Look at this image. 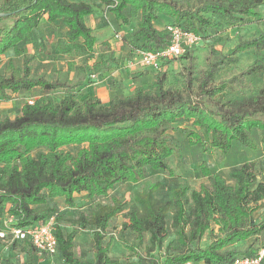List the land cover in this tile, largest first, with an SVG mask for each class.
<instances>
[{
    "label": "trees",
    "instance_id": "obj_1",
    "mask_svg": "<svg viewBox=\"0 0 264 264\" xmlns=\"http://www.w3.org/2000/svg\"><path fill=\"white\" fill-rule=\"evenodd\" d=\"M93 1L0 0V13L4 14L0 15V54L11 48L16 56L22 57L20 67L9 60L5 71L0 73V96L6 99L8 92L34 88L70 94L58 100L43 95L33 104L24 102L13 118L0 114V230L4 229V214L12 216L13 225L17 227L42 223L52 214L59 220L57 207L51 203L58 196H64L67 205L73 206V193L85 192L86 199L96 201L108 196L119 183L144 179L148 171L171 176L170 158L178 153L171 131L186 134L190 143L205 140L211 147L226 152L237 142L242 149L239 156H244L247 150H255L258 145L264 150V84L255 89L247 82V78L264 76V63L253 62L226 81L214 82L216 74L236 63L239 52L264 49V31L250 39L239 40L214 60L207 59L204 69L195 67L190 52L176 57L188 60L176 81L169 80L165 68L176 58L156 70H149L152 71L149 78L144 74L146 70L131 72L132 78L148 79L147 85H135L128 95L114 93L104 104L96 96H83L77 88L78 81L86 77L85 61L94 60V72L108 70L106 59L95 60L92 55L96 37L86 24V18L94 13ZM98 1L110 6L121 27L133 25L127 40L131 54L136 49H156L167 44L166 30L162 33L154 25L160 14L170 17L171 24L192 30L202 38L203 28L246 23L260 16L258 7L264 9V0H198L184 5L178 0ZM58 19L66 30L65 40L54 46L55 55L82 59L78 66L74 60L67 62V71L75 70L76 79L33 77L30 62L35 55L28 53L25 44L40 42L38 38L44 36L38 32L41 25L49 29L48 24ZM115 33L121 42L122 31ZM107 87L110 91L119 90L114 79L108 81ZM237 90L242 94V101L237 102L235 97L223 100L220 95ZM201 97L217 109L204 105ZM180 120L191 122L192 127L178 125ZM82 144L85 146H80L74 154L63 150L64 146ZM37 148L41 151L32 155ZM199 168L210 180L209 188L202 185L188 193L187 186H176L170 189L167 199H157L154 193L162 185L157 181L147 182L133 195L121 230L135 232L137 244H128L122 232L118 240L136 259L125 264H183L187 261L230 264L236 256L253 254L260 247L253 248L257 239L264 244V235H261L264 217L258 222L252 220L258 203L264 202V173L258 178L247 158L229 171L232 183H227L216 169L210 171L202 164ZM42 205L47 206L37 208ZM124 205V200L112 196L110 203L97 202L89 214L80 213L72 222L79 227H95L94 264H119L117 259L107 255L112 238L105 244L102 239L109 220L119 214ZM169 213L175 238L166 244L163 256L158 257L154 251L162 248L166 238ZM207 231L212 234L209 243L199 245ZM145 234H148V245L141 254L139 248ZM55 235L64 263L78 264L71 251L72 233L63 234L56 227ZM249 237L254 240L242 252L227 248ZM9 243L32 247L26 240Z\"/></svg>",
    "mask_w": 264,
    "mask_h": 264
},
{
    "label": "rangeland",
    "instance_id": "obj_2",
    "mask_svg": "<svg viewBox=\"0 0 264 264\" xmlns=\"http://www.w3.org/2000/svg\"><path fill=\"white\" fill-rule=\"evenodd\" d=\"M198 0H178L179 3L185 4L189 2L190 4L196 3ZM94 4V13L86 18L87 25L92 29V33L96 37V42L94 46V50L92 55L95 60L106 59L109 62L108 70L106 73L104 72H95L98 73L97 81H102L105 84L108 83L110 79H113L114 70H120L122 67L123 59L129 58L131 56V52H129L128 47V36L130 35V28L133 26L132 24L127 26H120L119 23L114 18L112 12L110 11V6L105 5L98 0L93 1ZM258 11L260 12V16L250 19V21L246 23H239L233 26H225L220 25L217 29L212 28H203L200 33L202 34V39L200 44L195 46L191 51L190 55L193 59V63L197 69H204L206 67V61L214 60L220 54L226 53L230 48H232L239 40L250 39L256 36L259 32L264 31V9L262 7H258ZM210 16L212 20L218 22V19L214 16ZM171 23L170 17L166 15L160 14V16L154 21V25H156L162 33H164L165 26ZM60 26L57 27L56 34L53 38V35L50 34L47 27L44 29L43 37L38 38L40 42H37L36 45H32V49L34 50L35 57L30 62V71L31 76L39 77L45 76L47 78L57 77L60 80H63L67 76H72V78L76 77V71L72 70V73L66 70L67 62L69 61L68 56L56 54L54 44L62 43L65 40V31L63 23H59ZM123 28V30H122ZM122 31L123 39L120 44L117 45L116 51L111 50L109 47L108 40L114 39V34L116 31ZM31 54V52H29ZM72 58V57H71ZM131 58V57H130ZM74 59V63L76 66L82 63V59L80 58H72ZM253 62H263L264 63V49L263 50H245L239 52L237 54V61L234 64L224 68L220 73L216 74L214 78V82L226 81L232 75L237 74L243 68L248 66ZM188 60L185 58H176L168 62L165 66L166 70L169 74L170 81H176L178 79V72L182 70L185 66H187ZM1 64V63H0ZM5 63H2L0 66V73L5 71ZM84 68L86 69V77L85 82L79 83L78 86L83 85L86 87L92 83H95L90 76L89 68L92 65H89L87 61L84 63ZM116 65V67L112 65ZM140 76L133 77L132 79L139 78ZM96 81V82H97ZM148 79H139L135 85L146 86ZM247 82H250L255 89L260 88L264 84V76H253L247 78ZM132 85L124 84L122 86L121 95H128L132 92ZM80 91H87V89L80 88ZM9 94V93H8ZM246 94H249L248 92ZM48 95L53 100H58L62 97H68V93L63 92L62 90H50L44 92L40 89H36L35 91L26 94L16 96L17 107H13L12 109H8L7 111H2L0 109V114L2 117L5 115H13L12 111L17 113L19 111V106L26 98L32 96H43ZM223 96V100H228L230 98H236L237 102L242 101V94L238 92L232 93H221ZM11 98L10 94L8 98H2L3 106ZM200 101L208 106L211 109H217V106L213 103L206 101L202 97ZM178 125L182 127H192L191 122L180 120L178 121ZM195 130H199L197 127H193ZM174 142L178 145V153L174 154L170 158V166L173 170V174L167 175L166 173H162L159 171H148L144 179L139 180L136 183H128L122 182L117 184L112 190L109 191L108 196L104 198L98 199L99 201H103L106 203L111 202V197L115 196L121 200L125 201L124 209H128L131 203H133V195L140 191L147 182H161V186L156 190L154 196L157 199H167L169 197L170 189L176 186H187L188 193L193 189H199L200 186L210 187V180L203 176L200 171V164L209 168L210 171L213 169H219L221 175L224 179H229V171L236 167L243 159H249L251 164L253 165L258 178L264 173V150L258 145L255 150H247L244 156H239V152L242 150L237 142H233L232 147L229 151H223L218 148H213L209 145V143L203 140L201 143H190L189 138L186 134L181 133L179 131H171L170 132ZM82 145H69L64 146V151H69L74 154L76 150ZM43 150V149H42ZM41 151V150H40ZM37 151L33 150V155H36ZM77 202L79 205L83 206V211L88 213L95 204L96 201H86L83 195H79L77 197ZM47 205H50L47 204ZM47 205H42L39 208L46 207ZM81 211L78 208H73L70 210L61 211V213H57L59 216V220L56 219L55 215V223L56 227H59L63 233L69 232L72 227V220H74ZM124 215V214H123ZM7 214H4L2 218H5ZM171 214L169 213L166 218L167 224V234L166 238L163 242L162 248L160 250L154 251L158 257H162L164 252L166 251V244L175 238V234L173 229L170 227L171 222ZM264 217V205L261 203L258 205V209L253 213L252 220L254 222H258ZM116 218V217H115ZM119 218V217H118ZM121 217L117 220H112L110 226L106 230L103 239V243L112 237L114 240V247L112 252L116 258L120 260L121 264H125L130 259L131 252L126 250L124 252L118 241L119 234L122 232L124 239L130 244H137L136 233L125 229L121 230ZM1 225V222H0ZM3 227L4 224L2 223ZM77 226V227H76ZM120 226V227H119ZM77 229H79L78 225H75ZM214 227V233H216ZM5 230V229H3ZM217 230V228H216ZM87 233H91V231H87ZM211 232L207 231L201 240L199 241V245H207L211 239ZM261 235H264V230H262ZM254 237H249L246 240H240L233 244L234 249L242 252L248 244L253 242ZM93 243V240H92ZM148 245V234H145L143 244L139 248V252L144 254V247ZM264 244L260 243V238L254 242L253 248H257ZM232 247V245L227 248ZM38 258L32 247L27 244L22 243H9V241L0 238V264H37ZM52 264H62L61 257L59 254L53 258Z\"/></svg>",
    "mask_w": 264,
    "mask_h": 264
},
{
    "label": "crops",
    "instance_id": "obj_3",
    "mask_svg": "<svg viewBox=\"0 0 264 264\" xmlns=\"http://www.w3.org/2000/svg\"><path fill=\"white\" fill-rule=\"evenodd\" d=\"M95 12V11H94ZM59 23H63L61 20H56L54 23H52V24H48V26H49V32H50V34H52L53 35V38H54V36H55V34H56V31H57V27L58 26H60V24ZM87 24V23H86ZM64 25V24H63ZM64 27V31L66 30V27H65V25L63 26ZM44 29H45V24L44 25H41V27H40V30H38V32L40 31L42 34L44 33ZM37 32V33H38ZM108 43H109V47H110V49L111 50H115L116 51V47H117V45L118 44H120V42H118V39H113V40H108ZM25 46L27 47V50H28V53L29 52H31V54L32 53H34V50L32 49V44L31 43H26L25 44ZM54 46H55V44H54ZM35 54V53H34ZM131 58L133 57L132 56V54H131V56H130ZM125 58V59H123V64H122V68L120 69V70H114V72H113V76H114V80L117 82V84H119V90L118 91H110L109 89H108V87H107V84H105L104 82H102V81H97V82H95V83H92V84H90V85H88V86H86V87H83V85H80V86H77V88H83V89H87V91H84L83 92V96H86V95H91V96H96L97 98H99V100L102 102V103H104V104H106V103H108V101H109V99H110V97L114 94V93H121V90H122V86L124 85V84H128V85H132V87H134V83H136L139 79H132V77L130 76V73L131 72H134V71H137V70H146V72L144 73L145 75H146V78H149L150 77V75H151V72L152 71H149V70H152V69H149V68H145V67H143V66H141V65H139V64H136L133 68H129V67H127L126 66V61H128V60H130L131 58ZM68 59H69V61L70 60H74V59H72L71 57H69L68 56ZM11 61L16 67H20L21 66V64H22V57L21 56H16L15 54H14V52H13V50L10 48V49H8V50H6L4 53H2V54H0V66L2 65V63H5L4 64V66L6 65V63H7V61ZM93 59H90L87 63L89 64V65H92L93 64ZM107 64H108V67H110L109 66V62H107ZM112 65V64H111ZM112 66H114V67H116V65L114 64V65H112ZM90 70L92 69V66L89 68ZM66 70H67V68H66ZM86 70V69H85ZM93 71V70H92ZM70 72V74L72 73V70L71 71H69ZM90 72V71H89ZM67 77H69L70 79H76V77L75 78H72V76H67ZM66 78V77H65ZM48 79H51V78H48ZM82 82H85V79L84 80H81V81H78V84L79 83H82ZM37 88H34V89H31V90H29V91H23V92H16V93H10V92H8L9 94H10V96H11V98H9L8 99V101L5 103V105L3 106V103H2V98L3 97H1L0 96V109L3 111H7L8 109H12L13 107H17V102H16V96L18 97L19 95H26V94H29V93H31V92H33V91H35ZM38 97H40V96H37V97H35V96H32V97H27L26 98V100L27 99H29V98H34V99H36V98H38ZM68 97H70V94L68 93ZM68 97H64V98H68ZM4 99V98H3ZM25 102V101H24ZM23 102V103H24ZM22 103V104H23ZM22 104H20V106H19V111L17 112V113H15V111H12L13 112V115H10L9 113H8V115H5V116H7V117H9V118H13L15 115H17V114H19V112H20V107H21V105ZM40 151L41 149H39V148H37V149H35L34 151ZM32 155H33V152H32ZM169 164H170V162H169ZM217 170V172L218 173H220V171H219V169H216ZM229 173V172H228ZM221 174V173H220ZM226 182L227 183H232V180L231 179H227L226 180ZM79 195H83L84 197H85V192H80V193H73V197H74V205L73 206H68L67 205V203L65 202V198H64V196H58V197H55V198H53L52 199V204H54L56 207H57V210H58V212L59 213H61V211H66V210H70V209H73V208H78V210L79 211H81L80 213H82V214H89L92 210H93V208H94V206H95V204L97 203V202H100V203H102V204H105L106 202H103V201H99L98 199L96 200V202H95V204L93 205V208L88 212V213H86L85 211H83V206H81V205H79L78 204V202H77V197L79 196ZM85 200L86 201H90V200H88V199H86V197H85ZM261 203H263V205H264V202H262V201H260L259 203H258V205H260ZM126 210L127 209H123L119 214H117L116 216H114V217H112L110 220H109V223H108V227L110 226V224H111V222H112V220H117L118 221V219H120V217H121V221H122V223L124 222V221H127V219L125 218V216L123 215V214H125V212H126ZM79 213V214H80ZM79 214H78V216H79ZM77 216V217H78ZM77 217L74 219V220H76L77 219ZM116 217V218H115ZM119 217V218H118ZM74 220H72V222L74 221ZM122 225V224H121ZM77 227V226H76ZM75 227V225L72 227V229L69 231V232H67V233H72V247H71V251H72V253H73V256L78 260V264H94V261H95V257H94V253H95V251H96V246L94 245V239H93V234H94V230H95V227L93 226V225H86L85 227H79V229H77ZM108 227L106 228V230L108 229ZM120 227V226H119ZM91 231V233H87V231ZM105 230V232H107ZM129 230V229H128ZM62 231V230H61ZM215 231H216V228H215ZM105 232L103 233L104 235H105ZM63 233V232H62ZM67 233H63V234H67ZM104 235H103V239H104ZM110 238V237H109ZM112 238V237H111ZM103 239H102V243H103ZM92 240H93V243H92ZM109 240V239H108ZM108 240H106V242L108 241ZM119 241V240H118ZM106 242H104L103 244H105ZM114 240L113 239H111V243H110V246H109V248H108V251H107V255H108V257H110V258H112V259H117L118 261H119V264H121L120 263V260L118 259V258H116L115 257V255L116 254H114L113 252H112V249H113V247H114ZM128 243V242H127ZM128 244H130V243H128ZM119 245H120V247H121V249L124 251V252H126V250H128V249H126V248H124L122 245H121V243L119 242ZM235 247V246H234ZM233 247V245H232V247H230V248H234ZM33 248V250H34V252H35V254H36V256H37V258L39 259L38 260V262H37V264H52V260H53V258H55L58 254H59V252H58V249H57V253L56 254H54L53 256H43V255H40L35 249H34V247H32ZM130 251V250H129ZM131 252V251H130ZM130 256H131V254H130ZM136 259V257L135 256H131L130 257V259L128 258V260H135ZM61 260H62V264H65L64 263V260H63V258L61 257ZM127 260V261H128ZM195 264H202V263H195Z\"/></svg>",
    "mask_w": 264,
    "mask_h": 264
},
{
    "label": "built area",
    "instance_id": "obj_4",
    "mask_svg": "<svg viewBox=\"0 0 264 264\" xmlns=\"http://www.w3.org/2000/svg\"><path fill=\"white\" fill-rule=\"evenodd\" d=\"M168 42L164 47L149 49H136L132 53V58L126 61V66L133 68L139 64L145 68L158 69L164 62L184 55L190 52L195 46L199 45L201 36L182 26L168 24L165 26ZM119 35L114 34V39H118ZM92 80L97 81L98 73L90 71ZM34 98H29L25 102L33 104ZM5 230H0V238L9 242L14 240L28 241L34 249L43 256H53L57 253L58 241L55 235L56 223L55 214L50 215L42 223H35L26 227H17L13 225V217L7 215L2 218ZM183 264H195L187 261ZM230 264H264V245L250 255H239L233 258Z\"/></svg>",
    "mask_w": 264,
    "mask_h": 264
},
{
    "label": "water",
    "instance_id": "obj_5",
    "mask_svg": "<svg viewBox=\"0 0 264 264\" xmlns=\"http://www.w3.org/2000/svg\"><path fill=\"white\" fill-rule=\"evenodd\" d=\"M0 15H4V14L0 13Z\"/></svg>",
    "mask_w": 264,
    "mask_h": 264
}]
</instances>
